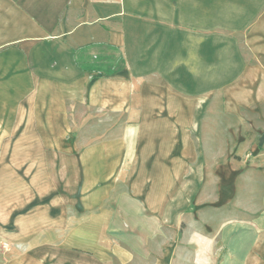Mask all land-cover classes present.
<instances>
[{
    "label": "crops",
    "instance_id": "0c3cea01",
    "mask_svg": "<svg viewBox=\"0 0 264 264\" xmlns=\"http://www.w3.org/2000/svg\"><path fill=\"white\" fill-rule=\"evenodd\" d=\"M2 245L264 264V0H0Z\"/></svg>",
    "mask_w": 264,
    "mask_h": 264
},
{
    "label": "rangeland",
    "instance_id": "374dc122",
    "mask_svg": "<svg viewBox=\"0 0 264 264\" xmlns=\"http://www.w3.org/2000/svg\"><path fill=\"white\" fill-rule=\"evenodd\" d=\"M189 156H190L191 159H192L191 163H194V162H193V160H194V157H193V156H194V155H190V154H189ZM191 172H192V171H191ZM187 175H189V174H187ZM6 250H7V248L5 247V245L0 246V253L3 254V253L6 252Z\"/></svg>",
    "mask_w": 264,
    "mask_h": 264
}]
</instances>
